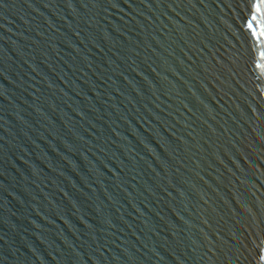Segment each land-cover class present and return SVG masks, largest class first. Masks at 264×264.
<instances>
[{
	"label": "snow or ice",
	"instance_id": "1",
	"mask_svg": "<svg viewBox=\"0 0 264 264\" xmlns=\"http://www.w3.org/2000/svg\"><path fill=\"white\" fill-rule=\"evenodd\" d=\"M17 3L42 21L20 16L35 32L17 33L30 50L4 34ZM0 30L18 57L0 45V80L12 86L0 83V264H264V199L241 195L226 230L214 226L224 216L186 175L216 191L188 164L200 167L203 129L178 118L196 112L167 75L204 108L177 66L194 80L210 72L242 100L247 130L232 146L247 172L264 169V0H0Z\"/></svg>",
	"mask_w": 264,
	"mask_h": 264
},
{
	"label": "water",
	"instance_id": "2",
	"mask_svg": "<svg viewBox=\"0 0 264 264\" xmlns=\"http://www.w3.org/2000/svg\"><path fill=\"white\" fill-rule=\"evenodd\" d=\"M44 11L46 12V14L50 15L47 10ZM13 12L14 14L18 12V14L9 15V19L12 21V23H10L8 26L12 28V32L4 34L9 38V41L16 40L20 44L24 45L26 49L30 50L31 41L24 40L21 36L17 35V33H23L24 36H32L33 38H36L35 32L28 31L27 26L20 19V16H25V18L29 21H33V17L35 16L36 20L33 21V27L35 26V22L42 23V21L40 20V17L37 14L32 13L30 9H20L19 3H17V7L13 10ZM53 19H55V17H53ZM203 27L204 25L201 24V28ZM0 45H3L8 49L9 55H11L14 60L18 59V57H16L15 53L12 51L11 44L9 42L0 41ZM65 50L67 51V49ZM229 52L230 50H225L223 54L228 57ZM190 63L191 62L186 60V64ZM240 67L242 68V64L240 65ZM41 68L44 71H47L44 65H41ZM65 70L67 71L66 68ZM177 70L185 76V79L189 81V86L192 87L193 90L197 92V95H199L201 99H203L204 103L208 105V108H204L202 105L198 104L196 99L187 92V88L182 83L177 81L176 77L172 76L171 73H167L169 79L177 83V86L184 93L181 98L186 103H188L196 112V116H192V114L188 113L186 110L184 111L183 116H179V114L176 115L180 119L191 117L189 123H191L192 120H195L196 123L194 127H196L198 130L203 129L204 138H198V140L204 151L199 152L196 149H193V152L195 154L194 159L199 161L200 167L196 168L195 163L191 161L188 162L189 167L193 168L195 171H199L200 175L203 176L204 179L212 185V188L216 189V191H212L211 189H209L207 185H205L204 182L199 179V177H196L194 175V173L186 172V175L190 180H193L198 187L202 188L204 191H207L209 196H211L214 206L217 207L220 214L224 216V219L219 221V225L216 224V220H218L219 217H216V219L213 220V224L216 227L225 228L226 230L228 216L231 213L235 212V207L233 206L236 205L243 209L244 201L241 200V195L249 197L250 199H255V197L253 196V192H255L257 196H260L261 199H264V188H259V185H264V174L261 173L264 172V169H260L261 172L257 170H254L252 173L247 172L243 167V162H247L249 165H251V161L248 160L247 156L237 152L236 149L232 146L233 143L239 146L240 134L241 132L247 130V125L241 119L240 114L237 111V105H243V101L234 96L226 85H221L218 81H216L215 78L210 74V72H200L198 79L194 80L192 78V75L186 73L184 69L180 68L179 66H177ZM160 71H163V69H160ZM197 71H199V69H197ZM235 79L240 80V77L237 76L235 77ZM200 81H203L207 84L208 89L211 92V96H209V94L200 87ZM57 82L59 83V81ZM240 82L243 83L242 80ZM0 83H5L7 87H12L3 80H0ZM258 87L264 88V84H260ZM225 93H227V95ZM261 95H264V92H262ZM173 96H175V93H173ZM161 99L165 100L167 103H172L173 109L180 107L179 102L175 99L168 100V98L165 96H162ZM164 106L166 107V104ZM197 117H200L201 119H197ZM202 120H207L208 124L216 129L215 135L208 132V127L207 125H204L202 123ZM257 127H259V124L257 125ZM225 129H229V131H225ZM125 135H129V138L133 139V143L135 144V140L133 137H131L130 133L125 132ZM261 135H264V131L261 132ZM249 139H251V137H249ZM205 141H207V143H205ZM41 146L44 147L43 144ZM112 150L115 151L116 149L113 148ZM244 150L247 151V147ZM45 151H48L46 147ZM141 151L143 152V150ZM212 153L219 154L221 159H223L224 164H220L217 160H215L212 156ZM229 157H231V159ZM27 158L30 161L40 165L41 167L44 166L43 163L39 159H37L35 152H33ZM89 158L94 160L91 155L89 156ZM77 159L79 158L77 157ZM233 161H236V163L234 164ZM260 163L264 164V161H261ZM16 164L18 167L23 168V165L20 161H16ZM225 165L227 167H225ZM237 165L240 166L237 167ZM228 168H231L232 172H229ZM9 172L12 175H15L13 169L9 168ZM246 177L250 178L252 182L250 183L249 179H246ZM0 179L4 178L0 177ZM257 189H259V191ZM4 195L6 196V194ZM189 195H192L190 191ZM7 199L9 200V207L14 211L17 210L19 206L16 204V202L12 200L11 197H7ZM226 201L228 203H225ZM152 206L154 207L155 204L153 203ZM141 207H143V205H141ZM145 211H147V209H145ZM165 212L168 215H171L170 211L167 208H165ZM149 215H151V213H149ZM193 219L194 223L197 225V228L204 227L200 224L198 218L194 217ZM57 222L62 224L61 221ZM192 234L194 237L198 235L196 229H192ZM51 239L55 241L56 245H61L62 243L59 239H56L55 236H52ZM29 240L33 242L37 248H40L41 251H43L42 246L34 236H29ZM117 243H119V241H117ZM21 251H25V249L21 248ZM104 251L105 255H111L107 249H105ZM111 251L112 253L121 255L120 251L114 245L111 246ZM165 255L167 257L166 253ZM85 259H87V256H85Z\"/></svg>",
	"mask_w": 264,
	"mask_h": 264
}]
</instances>
